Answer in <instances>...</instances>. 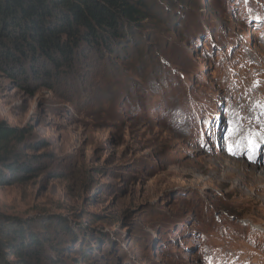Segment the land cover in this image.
<instances>
[{
  "label": "rangeland",
  "instance_id": "374dc122",
  "mask_svg": "<svg viewBox=\"0 0 264 264\" xmlns=\"http://www.w3.org/2000/svg\"><path fill=\"white\" fill-rule=\"evenodd\" d=\"M143 3L112 50L0 71V122L35 169L0 185V214L42 244L10 264H264L241 180L264 166V0Z\"/></svg>",
  "mask_w": 264,
  "mask_h": 264
},
{
  "label": "trees",
  "instance_id": "16d2710c",
  "mask_svg": "<svg viewBox=\"0 0 264 264\" xmlns=\"http://www.w3.org/2000/svg\"><path fill=\"white\" fill-rule=\"evenodd\" d=\"M145 10L143 0H0V71L21 70L37 58L67 64L83 45L112 50L128 42L147 18ZM24 136L0 122V185L15 181L16 173L27 177L35 170L15 148ZM19 225L0 214V264H10L3 249L18 261L41 258V242L32 234L25 239Z\"/></svg>",
  "mask_w": 264,
  "mask_h": 264
},
{
  "label": "bare ground",
  "instance_id": "6f19581e",
  "mask_svg": "<svg viewBox=\"0 0 264 264\" xmlns=\"http://www.w3.org/2000/svg\"><path fill=\"white\" fill-rule=\"evenodd\" d=\"M244 169L241 174L242 183L246 188L253 190V202L264 205V166L253 163V165H244Z\"/></svg>",
  "mask_w": 264,
  "mask_h": 264
},
{
  "label": "snow or ice",
  "instance_id": "6c2138e0",
  "mask_svg": "<svg viewBox=\"0 0 264 264\" xmlns=\"http://www.w3.org/2000/svg\"><path fill=\"white\" fill-rule=\"evenodd\" d=\"M229 150H230V151H232V149H231V148H230ZM233 154H235V153H233Z\"/></svg>",
  "mask_w": 264,
  "mask_h": 264
}]
</instances>
